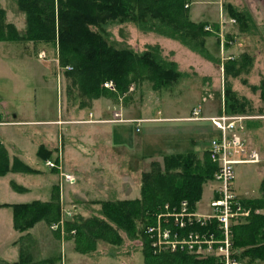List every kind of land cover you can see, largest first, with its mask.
I'll return each mask as SVG.
<instances>
[{
	"label": "rangeland",
	"instance_id": "374dc122",
	"mask_svg": "<svg viewBox=\"0 0 264 264\" xmlns=\"http://www.w3.org/2000/svg\"><path fill=\"white\" fill-rule=\"evenodd\" d=\"M0 8L5 11L6 22L12 23L18 32L23 33L26 27L25 16L18 9L16 0H0ZM185 9L190 20L207 22L200 32L198 41L187 38L188 44L153 30H143L133 22H111L101 29L108 42L115 48H131L138 53L152 48L154 52H158L159 58L176 62L182 76L158 90L154 89L153 82L141 79L138 82L134 81L123 94H120L116 89L105 87L104 82L101 84V88H105L102 96L91 98L82 93L74 78L65 72L66 66L60 61L56 42L0 41V112L7 120L14 122L0 128V141L2 142V131L10 138L13 135L17 136L20 131L31 128L18 121L58 119L56 124L37 126L39 128L35 132L31 130L36 134L32 133L31 136L25 134V137L26 140L32 138L36 142L38 140L45 142L47 139L53 141L58 144V148L61 146L63 158L62 155H67L70 144L87 154L91 148L82 144L88 143L90 135L94 138L98 132L90 126L87 129L86 123L91 120L116 122L109 112L113 106L120 103L125 106L136 100V105L151 107L149 114L152 116H157L156 110L162 99L169 104L175 102L179 115L182 116H187L193 106H201L205 112L212 106L215 107L214 112L222 109L231 110L232 106L236 109L234 114L249 117L245 121L244 138L248 149L259 155L258 162L239 164L235 167V193L238 198L248 196L253 198L260 195L258 187L260 178L264 176V0H189ZM234 12H238L240 18L234 16ZM93 29L99 30L96 27ZM202 38L205 39L206 53L201 50L202 45H198ZM213 54L215 59L212 58ZM107 81L113 82L111 79ZM197 88L202 93H193V89ZM158 93H161V97ZM97 106L104 108L106 114L103 116L107 117L106 119H101L93 113ZM13 114H17V117H13ZM161 116H166V113L162 111ZM65 119L70 120L66 123L72 125V134H69L68 130L71 126L60 122ZM173 124L186 127L210 125L209 122L188 121L145 122L135 129L132 123V135H128V138H131V143H136L137 140L143 151L152 152L154 156L158 154L159 157L156 158L159 160L156 163L163 168L164 158H161L163 154L193 151L195 145L191 144L192 138L200 136L198 144L204 146L205 142L208 144L209 140L217 135L211 131L201 135L185 132L179 134L172 144L166 142L165 139L170 136L161 130ZM89 125H92L91 122ZM149 126L156 127L159 132H146ZM109 128L111 129L112 125ZM21 135L23 134H20L19 138L25 143ZM3 145L7 148L6 141ZM166 145H169L168 149L164 148ZM10 151L14 152V149L10 148ZM201 154H198V157L193 155L196 163L201 164L205 159ZM28 162L32 167L39 164L44 173L8 172L1 176L0 204L27 203L39 196L52 193L53 184L58 186V175L51 174L45 168L43 158L39 156L38 161ZM152 163L154 161L145 162L139 168L146 172L150 171ZM55 169L60 171L59 168ZM61 177L60 185L65 191L68 184L64 176ZM98 181L101 183L104 178H99ZM13 182L26 190L22 192L14 190ZM213 185L212 179L203 185L202 197L197 203L198 210L210 211L208 203ZM97 187L101 191L90 194V200L96 199L91 202L116 200L121 196L110 192L112 187L110 184L103 186V189H100L99 184ZM74 198L76 201L77 198ZM100 208L101 204L94 203L84 204L78 210L74 207L66 210L61 206V215L65 218L73 217L75 213L84 217L102 216ZM247 208L250 209L247 218L253 214L264 215V208L250 206ZM67 213L70 214L67 216ZM241 221H245V217L238 219L236 223ZM55 229L41 221L27 232L16 231L12 223V209L0 207V264H42L47 259H55L59 264L62 257L59 244L66 236L61 233V237H57ZM121 235L123 236L121 245L99 242L95 253H92L94 255H91L92 258H86L83 263L107 264L106 259H109L108 264H144L142 239L128 238L124 232H121ZM236 249L239 258L241 249ZM68 251L76 252L74 241L73 244L72 242L69 244ZM21 257L24 259L23 263L20 261ZM26 259L29 261L25 262ZM69 260L74 264L76 257L73 256ZM253 264H264V259L256 260Z\"/></svg>",
	"mask_w": 264,
	"mask_h": 264
},
{
	"label": "trees",
	"instance_id": "16d2710c",
	"mask_svg": "<svg viewBox=\"0 0 264 264\" xmlns=\"http://www.w3.org/2000/svg\"><path fill=\"white\" fill-rule=\"evenodd\" d=\"M188 1L16 0L18 9L25 16V30L20 33L12 23L6 22L5 11L0 8V41L56 42L62 65L71 67L65 72L74 78L80 91L91 98L102 96L105 88H101V84L110 79L120 94L141 79L153 82L154 89L158 90L182 76L176 62L159 58L152 48L141 53L131 48H115L101 29L111 22H133L143 30H153L183 43H187V38L198 41L207 22L189 19L185 9ZM233 15L239 17L238 12ZM198 45H202L201 50L206 53L204 38ZM226 112L234 113L236 109L231 106ZM44 149L40 147L38 155L45 160ZM54 170L57 169L52 168ZM215 170L216 165L208 155L201 164L195 162L192 153L166 155L163 168L154 162L150 171L142 173L139 198L92 201L101 204L102 216L84 217L75 213L73 217L62 218L59 187L54 188L48 201L1 203L0 207L12 209L16 231L27 232L41 221L49 226L56 225L55 235L60 238L63 233L67 239H72L76 252L81 254L95 252L99 242L121 245V232H124L128 238L142 239L145 264H221L214 257L197 258L182 251H163L154 255L145 234L146 226L154 222L165 204L178 207L186 200L189 209L195 210L202 197L203 185L213 178ZM8 172L34 174L40 171L18 157L10 159L7 148L0 141V177ZM12 187L20 192L26 190L15 182ZM259 191L258 197L244 199L243 205L264 208V177ZM232 240L234 248L241 249L239 258L243 264L264 259V215L253 214L245 221L235 223ZM20 261L24 262L23 257ZM42 264H56V260L47 259Z\"/></svg>",
	"mask_w": 264,
	"mask_h": 264
},
{
	"label": "crops",
	"instance_id": "0c3cea01",
	"mask_svg": "<svg viewBox=\"0 0 264 264\" xmlns=\"http://www.w3.org/2000/svg\"><path fill=\"white\" fill-rule=\"evenodd\" d=\"M195 21V20H193ZM21 42V41H19ZM213 56H215L213 54ZM181 69V68H180ZM182 70V69H181ZM198 89V88H197ZM193 89V93H202L199 91V89ZM160 91V90H159ZM159 97H161V93ZM137 104V101H133V103H128V105L123 106L121 103L120 105L113 106L112 109H110V112L112 115L114 111H120L123 119H128L129 121H116V122H91L92 125L88 124L87 129L89 126L91 128H94L95 131H97L96 137H91L87 140L88 143L82 144L86 145L87 147H90L91 150L87 151L88 153H82L79 150L73 148L71 144L69 145L67 155H62L63 158H61L62 150L61 146L58 144H55L52 142L45 140V142L38 140L36 142L32 138H28L26 140L25 134H29L28 136H31L32 133L35 132L39 127L37 126H45V125H53L56 124L59 120H48V119H30V120H22L18 121V123L29 126L28 130L20 131L17 136L13 135V137L8 138L7 133H3L2 131V143L4 144L5 141L7 142V150L9 152L10 159L13 157H18L21 161H23L25 164L29 165L28 161L35 162L39 160L38 150L40 147L45 148L42 155L46 158L44 160V166L49 170L51 174H57L58 175V186L56 184H53V188L59 187V191H61L60 195V201L61 206L66 208H72L78 210L81 209V206L84 204H91V200L96 199H89L90 194L92 193H98L101 190H98L97 184H99L100 189H103V186L110 184L112 185L110 192H112L115 195H121L117 199H135L139 198L140 196V176L143 172H146V170H142L139 167L143 165L145 162H156L159 159L156 157H159L157 154L154 156L152 152H145L142 150V146L138 144L137 140L136 143H131V138H128V135H132V123H134L135 129L141 126L142 123L145 122H180V121H188V122H209V121H189L184 118H187L190 115L191 110L196 107L193 106L190 110L187 116L179 115V111L177 108V105H175V102H171V104L162 101L159 102V106L156 110L157 116L150 115L151 107H145L140 106ZM162 107V108H161ZM166 113V116L162 117V111ZM215 107H211L206 112L203 110L204 115H215L217 113H220L221 111L214 112ZM109 110V109H108ZM94 114L98 115L101 119H106L107 117H104L103 115L106 114V111L104 108L97 106ZM13 117H17V114H13ZM156 118H165L167 120L162 121H155ZM140 122H136V121ZM69 119L61 120V123L69 122ZM86 122V121H85ZM210 123V122H209ZM69 124L70 123H66ZM112 125V128L110 129L109 126ZM127 125V126H125ZM71 128L69 130V134L72 130V125H70ZM41 128V127H40ZM3 129V128H2ZM33 131L31 132V130ZM93 129V130H94ZM112 130V131H110ZM159 132L156 127L149 126L146 128V132ZM163 133H166L170 138L165 139L166 142H171L177 140L179 134H183L185 132H190L192 135L197 134H203L207 131H211L212 134L215 135L217 133L216 129L213 127V125L210 123V125H194L190 127H186L183 125H167L162 130ZM21 135L25 143L21 141L19 138V135ZM36 134V133H34ZM200 136H197V138L191 139V144L195 145V149L193 151L188 152H177V153H168L163 154L161 158H164L166 155H174V154H187L192 153V155L197 156L198 154H201L202 158L207 157L208 155V144L207 142L203 144H198V140ZM184 138H182L183 140ZM35 141V142H34ZM86 141V140H85ZM137 144V145H136ZM32 145V147H31ZM169 145H166L164 148L168 149ZM10 148L14 149V152L10 151ZM46 150V151H45ZM51 152V153H50ZM91 156H94L93 158H90ZM209 156V155H208ZM62 159V168L61 171H52L51 168L47 167L45 164V161L48 159ZM198 157V156H197ZM156 158V159H155ZM32 167L31 165H29ZM35 169H38L40 172L38 174H43L44 172L39 168V164H36V167H32ZM99 172L96 174V172ZM103 172L102 174H100ZM94 173V174H92ZM63 174H71L75 177V182L69 183L66 186V190L64 191L62 189V186L60 185L61 176ZM264 177V176H263ZM263 177L260 178V183L263 179ZM104 178V181H101L99 183L98 179ZM259 183V187H260ZM205 184V183H204ZM258 187V191H259ZM203 193V190H202ZM251 193V192H250ZM260 193V192H259ZM51 192L46 194V196H39V200L42 201H48L51 197ZM123 195V196H122ZM133 195V196H132ZM250 195V194H249ZM213 196V186L210 192L209 198L211 199ZM259 196V195H258ZM258 196H255L253 198H256ZM77 200L75 201V198ZM209 199V200H210ZM242 200L244 199H252L249 196L245 198H240ZM35 200V199H34ZM74 200V201H73ZM70 201V202H68ZM196 212L200 213H206L204 210H198L196 205ZM40 223V222H39ZM37 223V224H39ZM36 224V225H37ZM35 225V226H36ZM34 226V227H35ZM59 241V240H58ZM73 241L72 239H67L64 237L60 244V250H62V257H60L59 264H72V262L69 259H72L73 256L76 257V261H73L74 264H84V260L86 258H92L91 255H94L92 252L90 254H81L78 252H69L68 246ZM120 256V255H118ZM258 261V260H257ZM61 262V263H60ZM110 263L109 259H106V263ZM107 263V264H108ZM58 264V263H56ZM145 264V263H144Z\"/></svg>",
	"mask_w": 264,
	"mask_h": 264
},
{
	"label": "built area",
	"instance_id": "2783aa9c",
	"mask_svg": "<svg viewBox=\"0 0 264 264\" xmlns=\"http://www.w3.org/2000/svg\"><path fill=\"white\" fill-rule=\"evenodd\" d=\"M66 69L71 67L67 66ZM104 86L114 89L112 81H106ZM113 115L115 121L123 120L120 112H114ZM248 118L225 110L217 115L205 116L200 106L193 108L186 118L190 121H209L217 131V135L208 144L209 158L216 165L212 179L213 196L209 201L210 211L200 213L190 210L186 200L178 207L165 204L164 210L157 213L154 222L145 228L154 255L163 251H182L197 258L214 257L221 264H243L233 246L232 228L238 219L250 215V209L243 205L235 193V167L259 161L258 153L248 149L244 138L245 121ZM11 124L14 122L7 120L0 112V128ZM46 165L50 168L60 167V164L52 160H47ZM64 176L70 183L75 181L70 174Z\"/></svg>",
	"mask_w": 264,
	"mask_h": 264
}]
</instances>
